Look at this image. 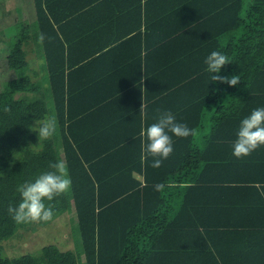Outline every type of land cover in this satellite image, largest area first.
Wrapping results in <instances>:
<instances>
[{"label":"trees","instance_id":"16d2710c","mask_svg":"<svg viewBox=\"0 0 264 264\" xmlns=\"http://www.w3.org/2000/svg\"><path fill=\"white\" fill-rule=\"evenodd\" d=\"M33 4L38 34L51 39L40 43L45 72L31 88L43 94L46 81L50 95L47 103L45 95L33 100L0 89V135L6 136L0 149V236H11L21 225L7 211L20 202L18 180L35 179L51 170L50 162L64 160L71 189L45 204L51 203L57 216L72 202L81 252L49 243L19 261L2 257L0 249V264H81V257L85 264H245L238 258L246 260L255 247L242 243L240 250L234 244L231 248L229 238L238 227L260 224L224 218L230 204L216 196H228L218 186L264 180L255 175L261 166L254 163L255 152L236 158L231 151L236 139L231 133H237L255 104L245 105L251 107L249 114L239 110L233 96L240 92L226 95L228 84L212 81L211 75H237L239 83L264 82V0ZM117 4L123 7L116 18L111 15L115 11L103 7ZM120 14L129 18L115 39L125 41H95L96 30H109ZM21 46L15 43L9 49L13 69L26 60ZM212 51L230 60L219 73L210 74L204 63ZM125 70L135 71L127 76ZM143 103L147 115L142 118ZM5 106L10 110L4 111ZM52 110L57 130L39 140L32 126ZM158 110H171L193 134L173 136V153L153 168V157L141 151V130L156 121ZM80 121L105 130L94 137L83 134L79 142L70 132ZM156 183L164 189L154 190ZM179 183L190 184L186 191L198 189L199 197L201 189L221 193L199 200L187 193L178 198L176 192L184 190Z\"/></svg>","mask_w":264,"mask_h":264},{"label":"clouds","instance_id":"9594fccd","mask_svg":"<svg viewBox=\"0 0 264 264\" xmlns=\"http://www.w3.org/2000/svg\"><path fill=\"white\" fill-rule=\"evenodd\" d=\"M38 42L43 43L51 39L45 33L38 34ZM227 55L212 51L205 59L207 71L219 73L221 68L229 63ZM212 81L227 83L235 86L240 82L237 75L232 77L211 75ZM10 109L5 106L4 111ZM159 115L155 122L141 130V151L145 157H153L151 166L159 168L174 151L173 136L187 138L193 134V129L186 123L180 122L171 110H158ZM140 114L146 117L144 103L141 105ZM39 140L51 138L57 130V122L54 118H47L40 123L38 128ZM264 146V107H257L240 121L236 133V139L232 144V154L236 158L250 156L255 150ZM50 171L39 174L34 180L25 181L18 185L17 191L20 194V202L16 205H9L7 211L17 224L49 222L54 217V206L45 201H53L71 189L72 181L69 175L68 166L64 160H57L49 163ZM165 185L156 183L154 190L162 191Z\"/></svg>","mask_w":264,"mask_h":264},{"label":"rangeland","instance_id":"374dc122","mask_svg":"<svg viewBox=\"0 0 264 264\" xmlns=\"http://www.w3.org/2000/svg\"><path fill=\"white\" fill-rule=\"evenodd\" d=\"M37 37L38 29L32 0H0V89L10 90L16 96L22 95L33 100L45 95L48 103L46 97L50 93L46 81L41 88L43 94L31 88V84L40 80L45 72L44 57ZM15 43L22 45L26 58L18 69L11 68L7 59L9 49ZM53 115L52 110L45 119L54 118ZM42 121L36 122L35 127H32L38 128ZM5 138V133L0 135V149ZM23 179L18 180V184L24 183ZM33 179L34 177H29L24 180ZM80 242L76 212L72 202L68 201L66 210L57 216L54 215L51 221L21 224L11 236H0V249L2 257L21 261L26 257L35 256L42 246L49 243L56 244L60 249L81 252ZM81 258V264H85L84 258Z\"/></svg>","mask_w":264,"mask_h":264},{"label":"crops","instance_id":"0c3cea01","mask_svg":"<svg viewBox=\"0 0 264 264\" xmlns=\"http://www.w3.org/2000/svg\"><path fill=\"white\" fill-rule=\"evenodd\" d=\"M32 3H33V0H32ZM61 5L63 6V8L66 7L65 3H62ZM33 7H34V4H33ZM103 7L106 8L107 10H110V12L115 11L116 13L114 14L111 13V15L112 17L115 16L116 18L119 15L118 10L122 9L123 6H121L120 4H117V6L114 5V7H111V8H109L110 6H103ZM87 8L88 7H86V9ZM34 12H35V8H34ZM128 18L129 17L123 18L122 15L120 14V17L118 18V20L112 25L108 26L109 30L106 29L105 27L103 29L98 28L96 32L99 33V35L96 36L95 41H102V40L107 41L108 39H111L113 40L112 42H116V43L124 42L125 41V39H123L124 37L118 40V39H115L116 38L115 35H116V32L119 31V28H121V26H123V24L127 22ZM143 26H144V23H142L141 29L143 28ZM99 30L102 31L103 33H101ZM134 71L135 70H125V72L127 73V76ZM227 90H229V93H226V95L227 94L232 95L230 92H232L233 90L240 92L237 96H233V95L232 96H233V99L236 102H238L239 107H241L239 108V110L242 109L241 111H244L247 114H249L251 110V107L247 109L244 108L245 105L248 103L255 104L256 108L264 107V82H255V83H252V82L243 83L242 82V83H238L235 86H230L228 84ZM115 105L117 104L115 103ZM247 110H249V113L247 112ZM102 113L103 112H99V115H101ZM106 114L107 112H105L103 116L105 117ZM81 124H84V126H82ZM75 125H76V128L74 129V132H70V133H71V136L77 139L79 142H80L79 137L82 136L83 134H90L91 137H94V136H97V134L100 133L101 131L105 130L104 128H102V126L95 125V123L94 125H92V123L84 122V121L82 122L80 121L78 123L76 122ZM85 125H88L89 127ZM109 126H111V122ZM109 128H110L109 132L112 135L114 129L111 127ZM231 134L236 135V132L233 131ZM231 151H232V148H231ZM254 152H255V155L258 156V158L254 161V163H261L260 167L257 166L259 167L258 168L259 170L257 173H255V175L257 177H264V146H261ZM88 153H91V147ZM61 154H62V157H64L63 151L61 152ZM136 176L139 178L141 177L137 173H136ZM228 184L217 187V188H224L222 192H225V194L228 195V196H225V195L216 196L217 198H224L226 200L224 201L225 204L227 203L230 204L227 207H225V209H227V211L229 212L227 211L224 212L225 214L224 218L227 217V219H233V220L239 219L240 221L243 220L242 224H244V222L246 224H250L252 220L256 222L255 224H260L256 227L249 225V226L238 227L237 229L234 228L235 230L231 229L233 230V232L231 234L232 236H230L229 238V247L231 246L232 248V244H234V246L236 245L237 249L239 247V250H240L242 243L243 245L247 244L246 247L248 248L255 247L252 250V252H254L252 256L249 255L246 260H243L244 257H242L243 259L238 258V262L242 263V261H244L245 264H264V180L238 181V183L236 182L233 185L231 184L228 185ZM189 186L190 184L179 183V187H183L184 190L183 191L181 190L182 192L181 191L176 192V194L179 195L177 197L181 198L183 193L184 194L187 193L185 195L186 197H192L194 199L199 200L200 197L205 196V194H210L214 196V195H218L219 193H221V190L219 191L217 189L215 190L201 189L204 194L200 193L202 194V196L199 197L198 196L199 193L197 192L198 189H195L194 187L191 190L189 189L188 191H186L187 187ZM245 251L246 249L242 248L240 253H244ZM231 259H229V261Z\"/></svg>","mask_w":264,"mask_h":264}]
</instances>
